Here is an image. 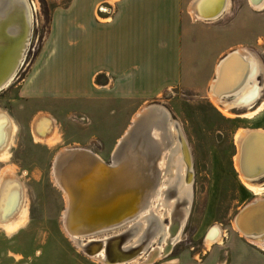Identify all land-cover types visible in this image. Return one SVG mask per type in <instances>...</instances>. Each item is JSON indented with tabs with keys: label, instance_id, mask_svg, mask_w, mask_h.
<instances>
[{
	"label": "bare ground",
	"instance_id": "obj_1",
	"mask_svg": "<svg viewBox=\"0 0 264 264\" xmlns=\"http://www.w3.org/2000/svg\"><path fill=\"white\" fill-rule=\"evenodd\" d=\"M230 4V0H211L204 5L206 13L203 7L191 11L199 18L216 21ZM36 7L30 0H0V89L12 81L23 61ZM11 22L18 23L6 29ZM25 23L30 28L26 39L12 38L20 28L25 32ZM248 57L234 52L216 68L208 94L224 115H230V110L236 107L251 108L253 101L262 95L257 77L263 73V64L259 58ZM263 115L264 100L256 110L239 116L256 123ZM48 119L42 118L41 128L35 131L37 139H50L39 134L51 126ZM11 124V117L1 109L2 160L7 158L12 143L9 141L16 134ZM236 145V169L254 200L241 207L233 225L241 238L264 249V184L258 183L264 178V128L241 129L236 135ZM113 153L112 163L82 147L57 156L53 173L67 197L68 208L63 216L66 233L80 249L106 264H137L141 261L140 254L144 262L168 255L182 238L194 178L192 153L180 123L172 120L161 105L143 107ZM98 161L108 167V174L103 173ZM15 178L0 179V225L9 232L27 217V208L22 207L24 190ZM18 208L19 215L9 217ZM164 217L169 219L166 226ZM207 234L205 242L212 246L220 243L223 231L216 225Z\"/></svg>",
	"mask_w": 264,
	"mask_h": 264
},
{
	"label": "rangeland",
	"instance_id": "obj_2",
	"mask_svg": "<svg viewBox=\"0 0 264 264\" xmlns=\"http://www.w3.org/2000/svg\"><path fill=\"white\" fill-rule=\"evenodd\" d=\"M69 1L30 0L37 7L23 61L16 69L13 82L0 89V110L6 111L17 126L10 155L0 159V179L16 177L24 190L22 207L27 208L26 219L13 231L0 225V264H106L80 249L66 233L63 216L68 203L54 179L55 162L60 154L82 147L112 163L118 140L134 116L148 105H161L171 114L172 120L180 123L192 153L194 178L182 238L168 255L144 262L140 254L141 263L137 264H214L216 259L217 264L226 257L228 264H264V259L247 252L243 240L233 238L234 234L229 239L231 243L224 244L226 237L236 232L233 222L241 207L254 200L236 169V135L243 128H264V115L256 123H250L239 116L251 110L249 107L233 108L230 115L220 112L208 94L215 63H208L205 71L202 69V83L196 90L171 86L152 99L118 104L117 108L107 105L97 109L83 105L75 93L70 98L46 100L21 95L24 79L49 30L52 11ZM231 16L217 22H230ZM244 20L245 27H252V34L258 37L256 43L245 45V48L260 57L264 67V11L247 13ZM260 81L263 90L253 103L255 108L264 100V70ZM44 117L51 120V126L42 128L39 134L49 137V141L35 137ZM262 179L258 183L264 184ZM18 210L9 217H17ZM163 222L166 226L169 219L164 217ZM216 225L223 231L222 239L208 246L207 233ZM154 246L157 242L152 245L153 249Z\"/></svg>",
	"mask_w": 264,
	"mask_h": 264
},
{
	"label": "crops",
	"instance_id": "obj_3",
	"mask_svg": "<svg viewBox=\"0 0 264 264\" xmlns=\"http://www.w3.org/2000/svg\"><path fill=\"white\" fill-rule=\"evenodd\" d=\"M200 1L70 0L57 6L21 95L46 100L70 98L75 93L83 105L117 108L118 104L152 99L171 86L196 90L208 63H215L209 92L223 58L234 52L260 58L245 48L258 37L252 34V27H245L244 15L264 11V0H230L219 20L232 15L231 21L219 23L192 13V8L201 7L206 13L204 5L211 0ZM261 77L257 78L262 94ZM11 128L17 132L14 122ZM232 232L225 245L234 234L233 238L243 240L247 252L264 259V249ZM226 259L217 264H228Z\"/></svg>",
	"mask_w": 264,
	"mask_h": 264
},
{
	"label": "water",
	"instance_id": "obj_4",
	"mask_svg": "<svg viewBox=\"0 0 264 264\" xmlns=\"http://www.w3.org/2000/svg\"><path fill=\"white\" fill-rule=\"evenodd\" d=\"M8 1H10V0H8ZM11 5V3L9 2V6ZM11 8L13 7V5H11L10 6ZM20 7H21V5H20ZM23 8V11H24V13H25V9H24V7H22ZM6 16V15H5ZM5 16L4 15H2V18H5ZM25 22H26V20H25ZM16 23H18V22H11L9 25H7V27H6V29L9 27V26H11V25H14V24H16ZM27 24V29L25 30V32L24 31H22V28H20V29H18V32L16 33V34H14V35H12V38H14V37H20L21 39H26V36H28V33H29V30H30V28H28V23H25V25ZM6 31V30H5ZM79 152H85V153H89V152H86V151H79ZM99 162V161H98ZM99 165H100V167H102V171H103V173L106 175V174H108L109 172H108V167L106 168V167H104V166H102L103 164L101 163V162H99ZM118 167V165L117 166H115V168H117ZM115 219H119V218H115ZM112 221H114V220H112ZM137 250V249H136Z\"/></svg>",
	"mask_w": 264,
	"mask_h": 264
}]
</instances>
